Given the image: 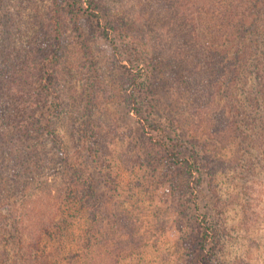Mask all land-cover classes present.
<instances>
[{
	"label": "rangeland",
	"instance_id": "rangeland-1",
	"mask_svg": "<svg viewBox=\"0 0 264 264\" xmlns=\"http://www.w3.org/2000/svg\"><path fill=\"white\" fill-rule=\"evenodd\" d=\"M260 1L261 5L254 8V0H189L183 4L185 8H179L174 0H161V4L156 0H0V67L8 54L31 55L45 41L49 18L55 15L60 20L56 67L61 73L59 80L68 83L59 95L64 114L61 121H53L58 130L51 150L59 147L61 140L70 143L64 132L68 123L87 131V138L106 134L94 144L96 152L89 149L88 140L83 141L82 148L77 147L67 162L80 165L99 196L104 194L97 237L106 236L116 223L120 224L116 228L119 237L112 240V247L120 252L115 250L110 255L116 264H264V1ZM183 9L194 12L191 18L199 31L211 33L215 49L221 51L215 57L199 55L197 51L205 52L175 34L183 27L177 20ZM206 10L207 20L202 24ZM251 16L257 21L244 29L242 24H248ZM240 42L245 45L244 55L240 54ZM151 67L177 68L175 86L162 87L161 74L153 90ZM192 67H217L214 75L218 76L211 78L210 95L203 102L208 104L207 110H216L220 123L212 130L206 127L201 136L213 137L214 131L218 144L199 139L204 124L195 123L194 107L202 95L194 80L203 81L204 74ZM225 67H240L241 71L227 69L228 74ZM187 72L192 73L189 79ZM240 77L246 80L244 93ZM127 95L139 99V118L129 111ZM143 116L164 129L184 156L192 149L190 142L199 139L196 151L206 145L210 156L198 166L200 159H193L197 170L189 185L182 167L171 166L161 158L153 141L163 140V133L150 131L140 122ZM247 117L255 121L256 140H246L240 146L239 138L235 146L228 147L226 141L235 136V129L240 133L241 119L249 123ZM221 147L224 149L218 150ZM203 163L209 165L208 173L201 168ZM58 165L47 174L44 189L37 191L40 200L27 202L25 207L42 211L47 209L45 205L53 204L51 211H61L50 237L40 238L39 249L52 254L48 264H70L68 259L80 254L85 255L84 264H108L106 255L93 254L92 260L90 252L82 253L83 234L90 224L78 208V197L66 195L70 167L58 172ZM9 167L13 168L11 162ZM2 178L14 189L8 177V181ZM7 196L14 200L10 210L20 208L16 196ZM197 226L207 228L202 243L205 250L200 249ZM17 238L15 233H1L0 264H17L13 251ZM126 245L129 247L124 249Z\"/></svg>",
	"mask_w": 264,
	"mask_h": 264
},
{
	"label": "trees",
	"instance_id": "trees-1",
	"mask_svg": "<svg viewBox=\"0 0 264 264\" xmlns=\"http://www.w3.org/2000/svg\"><path fill=\"white\" fill-rule=\"evenodd\" d=\"M156 1L161 4V0ZM188 1L189 0H174V4L176 7L180 5L179 8H185L183 7V4L188 3ZM260 5L261 1L257 2V0H254V8L257 6L259 7ZM192 13L194 12L188 11V9H183L179 12L177 20L180 21L181 26L183 27L181 30L177 31L178 34L176 32L175 34L182 35L184 43L191 41L190 43L195 46V48L205 52V54H203L195 49L199 55H207L209 58L215 57L217 52H221L215 49L216 41H214L211 35H209L211 33L208 34L205 32V29L198 30L199 26L195 24L194 20L191 18ZM207 13L208 10L204 12L202 18ZM55 17L56 16L54 15L51 19L49 18V21L51 22L49 23L50 26L47 25V27H50V29L46 34V37L43 38L45 41H43L41 47L37 46L34 51H31L33 56H31L32 54L26 55L19 52L14 53V55L8 54L4 57L5 61L0 67V236L1 233L8 235L15 233V235H18L17 240H15L16 251L13 249L15 255H17L14 263L48 264L47 260L52 254H45L39 249L40 238L43 236L50 237V229L52 227H57L55 221L61 211H57V209L56 211H51L52 208H55L53 204L52 207L51 204L45 205L44 207L47 209L42 211L35 206L30 210L25 209V207L27 202H33L34 200L36 201V199L40 200V196L39 198L37 197V191L41 188L44 189L42 185L46 181L47 174L54 172L56 166L59 164L58 172H61L62 170L67 171L70 167L67 177L68 191L66 195L73 194V199L78 197V200H80L78 208L82 210V214L85 215L86 220L90 224L88 227L89 229L83 234L85 237L81 244L82 253L86 254L87 252H90L92 260H95L93 254H95L96 257H101V254H103L107 256V259L109 260L108 264L111 262L112 264H116V260L112 259L110 255L113 256L115 250L119 251L116 247H112V240L115 237H119L116 236V228L119 227L120 224L116 223L106 236H103L102 238L97 237V218L100 213V206L102 205L104 194L102 193L99 196L94 187V183L83 176V172L80 171V165L76 167L67 162V159L77 152V147L80 149L82 148L83 141L88 140L90 142L89 149L96 152L97 147L94 144L99 142L102 136L107 137L106 134H101L100 136L89 135L87 138V131L80 128H74V126H70L68 123L66 124L67 127L64 132H66L69 137L71 144L69 143L70 145H67L61 140L59 141V147L56 148L57 153L56 149H54V151L51 150L53 149L51 146L56 143L55 137L57 136L55 132L58 130L53 124V121H61V117L64 114L61 110L63 100L59 95L68 83L66 79L59 80L61 73H59V67H56L59 61L58 52L61 46L60 37L62 35V29L60 20H57ZM254 17H248L251 21L248 24H242V27L247 29V27L254 26L252 23L257 21ZM206 18L207 17H204L202 24L207 20ZM234 18L238 19L237 15H234ZM245 19H247V17H245ZM221 29L222 28L220 27L219 31ZM203 39V42L205 43H201ZM240 46V54L244 55V43L240 42ZM156 49L159 50V45ZM34 61H37V63H34ZM238 61L239 55L236 57L235 66ZM206 64L209 65L210 63L207 61ZM192 68H196L204 74V78L202 79L204 83L200 80H194L195 86L198 87V93L202 95L200 98L196 99L194 107L197 110L195 111V118L197 120L195 123L198 125L204 124L199 129V139L200 137H203L205 142L217 141L218 144L219 141L217 136H215L216 134L214 131H211L213 137H209L211 136L209 134L201 136L206 127H209L210 130H212L214 126L220 123L218 119L219 115L216 113V110L213 108L207 110L208 104L203 102V99L208 98V95H210L209 85L210 82H212L211 78L213 77L214 79V77L218 76L214 75V72H217V67ZM176 69L177 68L175 67H170L169 70L166 69V67H151L149 80L151 77L155 79L153 85L151 84L153 90L157 89L158 84L156 82L159 78L158 76L161 74L162 78L160 77V81L163 82L162 87L163 85L171 87L175 86L177 80L175 79ZM227 69H234L233 72L235 73L237 71L239 72L240 67H225L226 72L229 74L230 72ZM252 69H254V67ZM67 71L68 69L66 68L65 75L68 76ZM191 74V72H187L188 79ZM254 74L255 77H257L256 71H254ZM164 75L166 77H163ZM225 77L226 76L223 78ZM244 81L246 80H241L240 77V89L242 93L246 91L245 83H243ZM216 82L218 81H215V83ZM160 86L161 84L159 87ZM204 93L207 95H204ZM183 94L185 95L184 92ZM127 97L131 103L129 111L139 118L142 114L140 107L138 106L139 99L134 98V95H127ZM52 99H54V103H52ZM242 107L243 104H240V109H242ZM241 112L242 110H240V113ZM143 118L144 119L140 120V122H144V125H146L150 131H161V133H163L161 138L164 139L154 140L153 142L156 144L153 146L159 147L161 151L160 156L164 161L170 163L171 166L178 167L179 169L181 167L183 168V178L187 181V185H189L190 182H192V174L197 170V167L195 166L196 161L194 162L193 159H200L197 161L198 166L200 161L203 162V160H207L208 156H210L206 145L203 143L200 146L199 151H196L195 148H198L199 146V139L197 140V143L190 142L192 146V149L190 150L191 153L189 152V155L184 156L180 145L171 140L170 137L166 135L164 129H161L158 124H155L152 120L144 116ZM247 118L249 123L251 122V125L246 121L243 123L241 119L240 133L239 130L235 129V136H231L225 143L226 145H229L228 147L235 146L239 138L240 146L243 142L245 143L246 140H256L257 134L253 136V123L255 121L249 117ZM229 121L234 128L235 122L231 118ZM258 122L261 124L260 119ZM71 123L73 124L74 122L71 121ZM78 133L82 134L81 137L76 136ZM105 148L107 149V147ZM221 149H224V147H221L218 150ZM103 151L105 152V149ZM106 154H108V152ZM57 157L61 158V160L57 161ZM10 162L13 164V168L9 167ZM99 162L100 161L98 160L96 163L99 164V166H102ZM208 166L209 165H206V163H203L201 168L207 172ZM1 176L7 181L8 177L9 180L13 182L14 189L11 188L8 183L6 186ZM30 190H32V192H30L29 195L26 194V192L28 193ZM55 193H57V191ZM8 194L18 198V201L21 202L20 208L9 209L14 200L8 197ZM58 195L57 200L60 198V194ZM31 197L33 200L30 199ZM7 207L8 209H6ZM101 219L102 218H100V220ZM36 228L37 230L34 232ZM56 230H58V228ZM195 230L197 236L200 237V249L205 250V246L202 243L205 241L207 228H199L197 226ZM33 232L35 233V237ZM31 235H33V237H31ZM120 241L121 240L118 242ZM128 247L129 246L126 245L124 249ZM84 257L85 255L80 254L74 259L70 258L68 260L70 264H84ZM207 257L209 259L210 255L207 254Z\"/></svg>",
	"mask_w": 264,
	"mask_h": 264
}]
</instances>
